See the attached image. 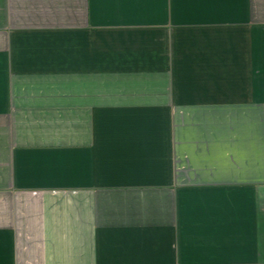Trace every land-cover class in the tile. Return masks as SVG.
Returning <instances> with one entry per match:
<instances>
[{
  "label": "crops",
  "instance_id": "1",
  "mask_svg": "<svg viewBox=\"0 0 264 264\" xmlns=\"http://www.w3.org/2000/svg\"><path fill=\"white\" fill-rule=\"evenodd\" d=\"M0 264H264V0H0Z\"/></svg>",
  "mask_w": 264,
  "mask_h": 264
}]
</instances>
